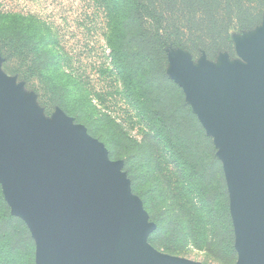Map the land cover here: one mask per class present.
<instances>
[{"label":"water","instance_id":"water-1","mask_svg":"<svg viewBox=\"0 0 264 264\" xmlns=\"http://www.w3.org/2000/svg\"><path fill=\"white\" fill-rule=\"evenodd\" d=\"M247 64H205L173 79L220 147L236 229V264H264V40ZM0 70V182L28 224L36 264H205L155 248L123 161L63 110L54 121Z\"/></svg>","mask_w":264,"mask_h":264},{"label":"rangeland","instance_id":"rangeland-1","mask_svg":"<svg viewBox=\"0 0 264 264\" xmlns=\"http://www.w3.org/2000/svg\"><path fill=\"white\" fill-rule=\"evenodd\" d=\"M104 7L105 0H0V70L22 98L40 110L39 117L54 121L58 110L65 111L106 145L111 159L123 161L133 194L142 199L148 222L157 225L148 236L155 248L205 264H236V229L220 147L211 135L220 159L217 166L206 156L185 160L197 167L195 184L193 177L180 172V161L163 143L151 141L149 121L124 94L118 78ZM232 38L233 51L215 59L170 46L167 74L173 79L176 70L205 71V64H247L241 51L263 42L264 20L254 28L234 30ZM115 123L133 138L134 159ZM2 190L32 241L25 243L23 228L2 218L0 200V227L5 229L0 234V264H36L35 238L7 200L3 185ZM8 232L18 236L15 249Z\"/></svg>","mask_w":264,"mask_h":264},{"label":"trees","instance_id":"trees-1","mask_svg":"<svg viewBox=\"0 0 264 264\" xmlns=\"http://www.w3.org/2000/svg\"><path fill=\"white\" fill-rule=\"evenodd\" d=\"M104 10L107 41L124 94L149 121L154 131L148 134L151 141L163 143L180 161V172L193 177L197 184V167L185 160L191 155L198 159L206 156L217 166L220 159L212 136L183 88L166 72L168 49L177 46L210 59L233 51L232 32L260 25L264 20V0H105ZM116 131L125 137L124 149L134 159L133 138L123 132L120 124ZM0 200L2 218L23 228L25 243L31 242L28 227L12 212L1 183ZM4 232L0 227V234ZM6 238L13 249L18 246V236L8 232Z\"/></svg>","mask_w":264,"mask_h":264}]
</instances>
